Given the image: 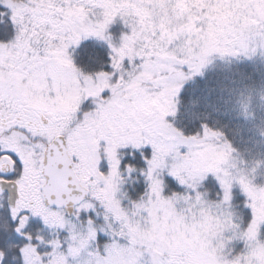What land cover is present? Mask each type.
Returning a JSON list of instances; mask_svg holds the SVG:
<instances>
[{"label": "snow or ice", "instance_id": "6c2138e0", "mask_svg": "<svg viewBox=\"0 0 264 264\" xmlns=\"http://www.w3.org/2000/svg\"><path fill=\"white\" fill-rule=\"evenodd\" d=\"M257 86L264 0H0V264H264Z\"/></svg>", "mask_w": 264, "mask_h": 264}, {"label": "trees", "instance_id": "16d2710c", "mask_svg": "<svg viewBox=\"0 0 264 264\" xmlns=\"http://www.w3.org/2000/svg\"><path fill=\"white\" fill-rule=\"evenodd\" d=\"M118 28L119 25H115L114 31ZM262 94H264V92L257 86L256 90L253 91L251 95L250 111L254 113L255 118L246 122L245 126V139L250 149L246 155L249 160L253 158H264V141H261L259 136V129L264 128V124L261 123L264 121V99H261ZM247 97L248 93L245 92L243 96L237 95L231 98L228 108L233 112L234 116L238 115L240 104H249ZM257 177L264 178V168L258 171Z\"/></svg>", "mask_w": 264, "mask_h": 264}]
</instances>
